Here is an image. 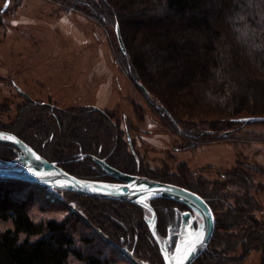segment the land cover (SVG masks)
Returning <instances> with one entry per match:
<instances>
[{"label":"trees","instance_id":"obj_1","mask_svg":"<svg viewBox=\"0 0 264 264\" xmlns=\"http://www.w3.org/2000/svg\"><path fill=\"white\" fill-rule=\"evenodd\" d=\"M72 2L75 6L83 4L89 15L99 22L114 29L119 26L126 50L123 52L120 48V64L149 102L182 134L181 114L185 110L200 109L204 116H216L211 128L196 134L184 133L188 147H194L203 137L216 133L227 137L233 129L258 123H245L241 121L243 118L264 119V0ZM26 104L29 114L15 122L19 131H0L13 133L48 161L80 179L117 182L94 161L95 156L124 173L184 187L199 194L210 205L219 227L214 199L202 194L198 187L158 180L141 172V160L132 137L125 130L133 161L125 153L121 139L124 131L118 124L114 126L112 114L94 106L55 110L46 103L27 101ZM188 115L196 117L192 112ZM21 154L14 145L0 141L2 161L14 163ZM13 166L18 167L20 163ZM18 185L30 184L0 180V220H11L14 224L13 229L0 234V264H69L71 255L84 264H111L108 253L114 250V244L101 230L141 263L164 264L147 224L146 213H151L147 208L124 203L135 207L138 213L122 215L118 210L122 209L123 202L62 190L65 194L87 198L83 207L101 222L99 228H92L73 212L60 221L35 222L28 213L29 201L25 195L17 197L24 192V189L18 191ZM159 201H151L159 222L156 234L158 237L174 234V246L178 240L176 233L180 231L179 215L190 208L180 201L171 200L173 205H161ZM242 205L232 207V214L225 216L220 227L233 232L234 243L226 241L224 235L213 236L214 244L198 259L200 264H227L233 244H242L245 250L264 249V221L250 216L253 207L250 200ZM162 212L166 213L167 220L163 228L160 225ZM72 218L79 220L89 232L75 230ZM148 246L158 252L155 262L144 256L155 257Z\"/></svg>","mask_w":264,"mask_h":264},{"label":"rangeland","instance_id":"obj_2","mask_svg":"<svg viewBox=\"0 0 264 264\" xmlns=\"http://www.w3.org/2000/svg\"><path fill=\"white\" fill-rule=\"evenodd\" d=\"M7 1L9 5L5 8ZM72 1L0 0V129L19 131L15 122L30 112L28 100L16 86L34 102L46 103L55 110L94 106L112 114L114 126L120 125L119 129L124 131L121 139L125 153L133 161L126 140L129 132L143 174L198 187L202 194L214 199L219 219L214 236L224 235L226 241L234 243L233 232L220 227L225 216L232 214L231 208L241 207L247 200L253 205L250 216L263 222L264 122L233 129L227 137L218 133L203 137L194 147H188L185 134L211 128L216 116H204L200 109L185 110L181 114L183 136L173 122L149 102L123 69L119 62L121 50L116 28L99 22L89 15L83 4L75 6ZM190 112L196 117L191 118ZM111 160L123 167L114 158ZM29 186L18 185V191L24 189V192L17 197L25 195L29 201L28 213L35 222L60 221L73 212L76 217L89 222L92 228H99L101 222L83 207L87 198L49 187ZM124 203L118 210L122 215L138 213L135 207ZM159 204L173 205V202L160 199ZM146 216L148 224L152 214L146 213ZM193 220L196 229L201 227L203 220L198 213L193 212ZM166 221V213L162 212L161 227ZM72 225L75 230H87L75 218H72ZM13 228L11 220H0V234ZM101 234L114 244V250L108 253L111 264H143L104 231L101 230ZM165 237L159 235L161 241ZM175 246L171 245V253ZM232 246L234 250L227 256V264H263L264 249L245 250L242 244ZM148 247L155 257L152 254L144 256L155 262L158 252ZM219 248L223 249V246ZM69 264L84 263L71 255Z\"/></svg>","mask_w":264,"mask_h":264},{"label":"water","instance_id":"obj_3","mask_svg":"<svg viewBox=\"0 0 264 264\" xmlns=\"http://www.w3.org/2000/svg\"><path fill=\"white\" fill-rule=\"evenodd\" d=\"M8 5L9 1H7L5 8H7ZM116 35L120 48L125 52L126 50L119 26H116ZM16 89L25 99L34 102L21 88L16 86ZM262 120L264 119L260 117H247L241 119V121L245 123H254ZM0 137H5L0 139V141L14 145L22 152L14 161V163H20L18 167H14V163L12 162L2 161L0 159V180L19 181L30 185L70 191L85 196L130 203L149 209L152 218L149 220L148 225L159 246L164 264H170V260L166 259V257L170 258L176 256L178 254V249L184 246L190 234L199 233L203 230L205 233V240L204 245L198 247V250L189 261H187V264L195 263L209 247L215 233L216 219L210 205L199 194L175 184L160 182L146 176L124 173L110 166L106 160L95 156H93L94 161L99 164L107 174L115 177L117 182L80 179L68 173L56 163L48 161L33 147L13 133L0 131ZM81 185L90 187H82ZM141 189H147L149 192L158 194L148 195L142 192ZM158 199L183 202L199 213L203 220L201 227L196 229L193 223L192 213L189 211L183 213V223L178 233L179 238L173 253L170 252L167 246L168 239L162 242L156 234L157 214L150 202Z\"/></svg>","mask_w":264,"mask_h":264},{"label":"snow or ice","instance_id":"obj_4","mask_svg":"<svg viewBox=\"0 0 264 264\" xmlns=\"http://www.w3.org/2000/svg\"><path fill=\"white\" fill-rule=\"evenodd\" d=\"M3 138L5 137H0V139ZM81 186L90 187L87 185H81ZM141 191L148 195L158 194V193L149 192V190L147 189H141ZM204 240H205V233L203 232V230H201L199 233L190 234L184 246L178 249V254L170 258L166 257V259L170 260V264H187V261H189V259L196 253L198 247H202L204 245Z\"/></svg>","mask_w":264,"mask_h":264},{"label":"flooded vegetation","instance_id":"obj_5","mask_svg":"<svg viewBox=\"0 0 264 264\" xmlns=\"http://www.w3.org/2000/svg\"><path fill=\"white\" fill-rule=\"evenodd\" d=\"M151 203V202H150ZM188 207H189V205H188ZM190 209H187V210H184V211H181V213H180V215H179V218H180V230H181V227H182V223H183V213H186V212H191L192 213V216H193V212L194 213H197L195 210H193L191 207H189ZM199 214V213H198ZM200 215V214H199ZM178 218V219H179ZM202 218V217H201ZM193 223H194V220H193ZM194 226H195V223H194ZM196 228V227H195ZM180 232V231H179ZM174 234H172V233H170V234H168L166 237H165V239H168V241H167V246H168V248H169V250H171V245L173 244V238H174ZM176 237H178V233H176ZM179 238V237H178ZM165 239L162 241V242H164L165 241ZM177 242H178V240H177ZM177 244V243H176ZM175 244V245H176Z\"/></svg>","mask_w":264,"mask_h":264}]
</instances>
